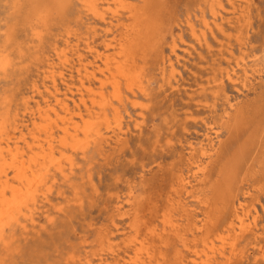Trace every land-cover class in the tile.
<instances>
[{
	"label": "rangeland",
	"instance_id": "rangeland-1",
	"mask_svg": "<svg viewBox=\"0 0 264 264\" xmlns=\"http://www.w3.org/2000/svg\"><path fill=\"white\" fill-rule=\"evenodd\" d=\"M230 1L237 6L244 3L238 20L230 14ZM245 1L126 0L145 9L151 19L148 38L139 45L138 59L148 82V96L140 100L145 107L143 120L135 116L138 109L121 108L127 133L117 144L90 148L85 158L75 157L77 168L70 180L58 178L49 201L40 197L33 207L35 224L26 231L7 232L9 243L0 249V264H97L99 256L113 264L116 254L126 257L131 233L123 235L112 226V222L120 229L127 225V217H121L116 207L130 208L126 205L130 198L132 211L145 221L153 207L164 208L170 186L187 172V144L198 146L209 124L219 131V143L205 183L194 189L209 200L216 218L227 215L226 209L217 212L222 207L219 191L228 187L231 196L245 198V206L257 212L258 245L253 236L241 239L240 252L230 264H264L257 250L260 247L264 255V0ZM212 10L224 17L222 30L214 26L205 41L196 43L187 22L198 29L202 18L210 22ZM127 15L123 8H118L115 19L110 11L104 13L107 22L119 20L120 26L111 34L104 32L106 25L82 11L78 0H0V117H7V130L26 117L22 116L24 101L35 95L32 86L43 93L42 85H49L44 74L49 60L59 68L54 49H63L65 40L79 43L80 49L92 41L102 52L113 36L119 39L124 34ZM172 39L178 54L188 49L174 77L168 69L160 71ZM114 44L107 54L115 52ZM241 55L250 69H259L247 88L225 78V71L234 68ZM72 58L68 53L69 64ZM227 101L234 104L233 110L226 109ZM125 112L131 114L130 120ZM230 169L235 172L227 184L224 173ZM197 210L205 214L201 206ZM106 232H114L110 241L103 239Z\"/></svg>",
	"mask_w": 264,
	"mask_h": 264
},
{
	"label": "bare ground",
	"instance_id": "bare-ground-1",
	"mask_svg": "<svg viewBox=\"0 0 264 264\" xmlns=\"http://www.w3.org/2000/svg\"><path fill=\"white\" fill-rule=\"evenodd\" d=\"M78 1L87 16L106 25L105 33L113 34L112 29L120 26L119 20L115 24L111 20L106 21V11H110L111 18L115 19L118 8L127 10L129 23L126 22L123 28L126 30L124 34L119 39L113 36L102 52L92 41H86L80 49L79 43L70 44L65 40L63 49H54V55L60 60L59 68L55 69L49 60L44 72L49 77V85H42L43 93L37 85H33L35 95L24 101L22 116L26 117L15 122L9 130L7 117H0V249L9 243L8 231L14 228L26 231L29 225L35 224L33 207L40 197L45 203L49 201L48 194L58 178L70 180L77 168L75 157L78 154L80 158H85L90 148L110 146L121 140L128 129V122L123 121L122 107L129 105L138 109L135 116L141 120L144 117L145 107L140 100L147 98L148 88L138 58L141 54L139 45L148 38L150 17L145 9L130 5L126 0ZM243 5L229 3L230 14L237 20L244 12ZM211 16L210 22L202 18L198 29L187 22L196 43L205 41L212 27L222 30L224 17L214 10ZM218 20L221 22L218 23ZM113 42L115 52L107 54ZM169 49V56L161 61L160 71L163 74L168 69L174 77L179 75L181 57L188 53V49L181 50L183 56L178 54L174 39ZM68 53L74 56L70 64ZM245 59L241 55L236 58L234 68L225 71V78L229 82L241 83V88H247L259 73V69H250ZM31 100L33 105L29 106ZM225 107L231 111L234 104L227 101ZM125 113L130 120L131 114ZM225 117H228L227 113ZM137 125L135 123V127ZM217 143L219 131L214 124H209L198 146L192 142L187 144V172L179 174L170 186L164 208L152 206L149 221L132 211L130 198L126 201L130 208L123 211V206L116 207L121 217H127V225L120 229L112 222V226L123 235H126L124 231L131 233L130 239L127 237L128 243L124 241L131 245V251L127 255L123 252L126 257L120 258L114 253L115 256H110L113 264H230L231 258L240 252L238 245L241 239L253 236L254 245H258L257 212L245 206V198L239 200L231 196L228 187L219 191L218 199L222 207L216 209L219 214L226 209L227 215L222 218L217 214L216 218L209 200L201 198L199 189H194L205 183ZM234 172L233 169L225 171L227 184L232 181ZM243 194L247 195L248 191ZM188 203L197 206L195 208ZM200 206L205 209V214L198 212ZM111 234L106 232L103 239L110 241ZM103 242L107 245L106 241ZM257 250L263 258L262 249L259 247ZM97 260V264H109L102 256Z\"/></svg>",
	"mask_w": 264,
	"mask_h": 264
}]
</instances>
